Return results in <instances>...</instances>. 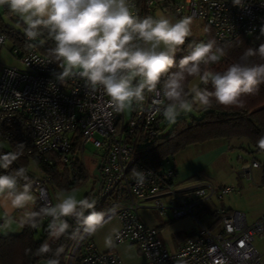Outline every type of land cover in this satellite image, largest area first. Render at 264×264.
Instances as JSON below:
<instances>
[{"label":"built area","instance_id":"built-area-1","mask_svg":"<svg viewBox=\"0 0 264 264\" xmlns=\"http://www.w3.org/2000/svg\"><path fill=\"white\" fill-rule=\"evenodd\" d=\"M131 4L133 13L141 18L155 17L156 9L166 11V5L177 16L187 13L200 18L217 41L264 37V0H243V7L234 6L232 0H131ZM4 42L5 36L0 34V45ZM12 52L18 64H2L0 72V144L12 152L23 143L21 156L33 161L50 164L54 154L63 164L73 159L83 164L85 146L91 143L101 153L96 210L118 207L114 218L119 221V238L114 237L115 244L136 247L142 256L140 264H264V250L255 246L257 239L264 240V213L249 222L243 212L214 204L207 225L195 213L203 212L206 202L239 193V188L207 179L182 187L174 166H154L143 160L148 144L161 136L165 125L161 115H153L151 94L142 107L116 113L102 91L92 92L84 80L58 81L55 74L61 69L48 63L51 58L41 54L35 44L24 50L15 47ZM133 168L150 172L142 186L133 179ZM254 170L261 175L254 185L264 191V162L254 157L243 159L236 176L254 181ZM31 182L37 200L51 204L50 177L41 175ZM142 209L174 220L191 218L199 230L169 248L160 229L145 223ZM65 264L123 262L114 249L99 250L91 237L84 236L78 241L70 239Z\"/></svg>","mask_w":264,"mask_h":264},{"label":"clouds","instance_id":"clouds-1","mask_svg":"<svg viewBox=\"0 0 264 264\" xmlns=\"http://www.w3.org/2000/svg\"><path fill=\"white\" fill-rule=\"evenodd\" d=\"M232 3L244 6L243 0ZM0 7H6L23 23L29 40L46 35L54 41L48 63L61 69L55 74L58 81L84 80L92 92L102 91L116 113L142 107L151 94L153 115L175 123L194 107L207 110L216 104L242 108L243 98L258 93L264 84V63L250 62L257 55L264 58V44L245 48L239 60L223 71L211 67L227 54L215 39L189 44L187 54L177 61V53L192 36V16L175 22L165 16L141 18L133 13L131 0H0ZM190 78L198 83L189 86ZM201 84H210L211 90ZM257 147L264 151V136L257 140ZM23 150L24 144L18 143L15 151L0 154V169L5 170L0 174V211L7 220L22 210V226L36 228L47 219L49 240L68 236L76 241L97 235L112 222L117 206L98 211L95 198L78 199L74 189L57 192L56 203H45L33 210L36 196L27 169L19 167L7 172ZM149 174L136 168L131 172L139 186ZM69 218L76 225L71 232ZM114 237L119 238L117 228L104 237L106 247L114 246ZM62 251L57 248L53 252L46 240L34 255L52 252L47 264H60Z\"/></svg>","mask_w":264,"mask_h":264},{"label":"trees","instance_id":"trees-1","mask_svg":"<svg viewBox=\"0 0 264 264\" xmlns=\"http://www.w3.org/2000/svg\"><path fill=\"white\" fill-rule=\"evenodd\" d=\"M164 7L165 10H170L168 5ZM3 8L5 12H8L6 7ZM205 27V37L202 41L207 42L209 39H215L212 29L207 25ZM0 34L5 36V41L8 40L11 43L12 49L17 47L24 50L30 43H33L41 54L51 58L49 50L54 47V41L48 39L46 35L36 40H28L23 30L15 29L5 23L1 17ZM188 43H194V40ZM217 43L225 48L227 54L222 57L218 64L211 67L213 70L223 71L228 65L239 60L245 48H258L260 44H264V37L260 35L240 36L217 41ZM187 52L188 50L183 46L182 51L177 53V61ZM250 62L264 63V58L257 55L251 57ZM191 81L190 78L189 84ZM200 87H208L211 90L210 84L207 86L201 84ZM243 99L244 106L242 108L213 104V107L207 110L200 109L196 116H190L189 119L186 116L180 117L169 133L155 138L148 144L147 154L143 160L154 166L162 165L169 157H173L189 145L214 139L229 140L231 138L246 139L248 147L244 149L245 151L264 153L257 147V140L264 136V84L260 86L258 93L246 96ZM241 148L243 147L241 146ZM7 152H11V150L0 144V154ZM50 158L51 163L47 164L43 161H33L20 156L7 172L12 173L13 170L19 167H25L30 179L47 175L50 177L51 184L58 189H70L86 179L85 167L78 159H73L69 164H63L54 154ZM31 162L35 163L37 170L40 172L39 176L30 169ZM4 173L5 170L0 169V174ZM42 205L37 200L33 210H38ZM69 223L72 225L71 232L75 222L69 218ZM47 224L48 220L46 219L42 220L36 228L21 225L20 231L0 236V264H39L41 259L48 260L52 256V252L41 256L34 255L36 249L46 240L49 241L53 252L57 248L63 249L58 259L60 264H65V251L70 239L68 236H62L59 240H49ZM38 229H41V232L36 237ZM191 235L192 233L183 234L182 240ZM29 249L31 252H28Z\"/></svg>","mask_w":264,"mask_h":264},{"label":"rangeland","instance_id":"rangeland-1","mask_svg":"<svg viewBox=\"0 0 264 264\" xmlns=\"http://www.w3.org/2000/svg\"><path fill=\"white\" fill-rule=\"evenodd\" d=\"M160 16H165L175 22L181 17L189 16V14L185 13L182 16H177L170 10L162 11L158 8L155 11V17L159 18ZM0 17L5 23L9 24L15 29L23 30V23L20 22L17 17L9 14V12H5L3 7H0ZM205 26L206 24L200 18L193 17L192 36L187 38L184 45L188 51V42H192V40H194V42L198 43L204 39L206 29ZM2 64H18L17 57L12 52V45L8 40H6L4 44L0 45V72ZM191 83H198V81L192 80L189 86ZM199 110V108L194 107L192 112L181 114L177 120L182 116H186L188 119L190 116H196ZM174 124L175 123H169L167 125H163L161 135H166L169 133L172 130ZM223 141L227 142L229 145L227 152L224 155H220L214 161V163L210 165L208 170H204L201 174V177L211 181L216 185L235 186L236 188H239V193L234 192L231 195L223 197L222 200H219L218 202H216V200H211L210 202L204 203L205 210L203 212L195 211L196 216L201 220V222L207 225L209 221L208 213H211L212 206L216 204V206L219 205L232 210L241 211L246 215L247 220L252 222L256 220L262 213H264V191H261L254 185L255 182L260 181V171H253L254 181H252L251 178H237L236 171L238 170V167H240L243 159L249 160L251 157H254L259 162H264V153L257 151H245L244 149H247L248 147V141L244 138H231L229 140ZM207 144L209 143L200 142L189 145L176 153L173 157H169L167 160H165L164 165L173 166V164H178L179 162L185 161L194 155L206 152L208 149ZM241 146L243 148H241ZM100 156L101 153L98 152L91 143L86 144L85 153L82 158L86 171V179L70 189H58L51 183H48L47 189L51 204L56 203V194L61 190L71 191L74 189L78 199L84 197L97 199V194L101 186V174L99 171V165L101 162ZM238 156L241 159H238ZM30 169L36 175H40L35 163H30ZM197 183H199V178L179 182L180 186L182 187L192 186ZM140 215L143 217L145 223L160 229L163 241L169 248H174L182 240L183 234L187 235L199 230L197 222L191 218L186 217L174 220L170 216L161 217L151 209H142L140 211ZM117 224V221L113 218L112 222L107 225L104 230L93 236L97 246L100 249L109 248L104 244V237L111 231L112 228H116ZM40 230L41 229H38L36 237L40 235ZM101 243L104 246H102ZM255 246L260 251L264 250V240L257 239L255 241ZM115 251L126 264H134L137 259L138 253L136 247L127 246L122 248V246H115ZM39 264H47V259H41Z\"/></svg>","mask_w":264,"mask_h":264},{"label":"crops","instance_id":"crops-1","mask_svg":"<svg viewBox=\"0 0 264 264\" xmlns=\"http://www.w3.org/2000/svg\"><path fill=\"white\" fill-rule=\"evenodd\" d=\"M205 142L209 143V144H207L208 149L206 152L200 153L198 155H194L185 161L179 162L178 164H173V166L176 169V173H177L176 174V181L178 183L188 181V180H192V179H196V178H199V180L203 179L201 177L202 172L204 170H208L210 165L213 164L214 161L220 155H224L227 152V149L229 148L228 143L223 141L222 139H214V140H209V141H205ZM36 201H37V197H36ZM31 207L33 209L34 205ZM22 214H23L22 210H17L16 212H14L12 214L13 219L11 221H9L3 216L2 211H0V220H2V226L0 227V236H5L8 233H15V232L20 231V229H21L20 217L22 216ZM114 219L118 223L116 226V228L118 229L119 228V221L116 218H114ZM91 238H92L94 244L96 245V247L102 251H108L111 249L115 250V246H122V248L127 247V246H132V245H129L127 243H121V244H115L114 243V246L111 248L100 249L97 246V244L94 240V237H91ZM101 245L104 246L102 243H101ZM137 253H138L137 259H136L134 264H140L142 262V256L138 252V250H137ZM122 262H123V264H126L123 260H122Z\"/></svg>","mask_w":264,"mask_h":264},{"label":"water","instance_id":"water-1","mask_svg":"<svg viewBox=\"0 0 264 264\" xmlns=\"http://www.w3.org/2000/svg\"><path fill=\"white\" fill-rule=\"evenodd\" d=\"M129 111H127V113H128ZM167 124H169V122H167V121H165V125H167Z\"/></svg>","mask_w":264,"mask_h":264}]
</instances>
